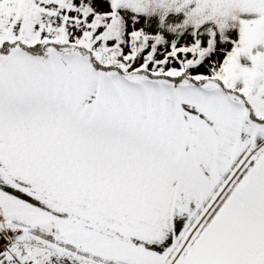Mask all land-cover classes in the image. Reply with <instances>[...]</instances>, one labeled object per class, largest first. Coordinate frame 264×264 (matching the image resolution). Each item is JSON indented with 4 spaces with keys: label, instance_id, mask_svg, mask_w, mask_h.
<instances>
[{
    "label": "snow or ice",
    "instance_id": "6c2138e0",
    "mask_svg": "<svg viewBox=\"0 0 264 264\" xmlns=\"http://www.w3.org/2000/svg\"><path fill=\"white\" fill-rule=\"evenodd\" d=\"M0 264H264V0H0Z\"/></svg>",
    "mask_w": 264,
    "mask_h": 264
}]
</instances>
